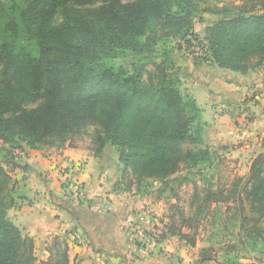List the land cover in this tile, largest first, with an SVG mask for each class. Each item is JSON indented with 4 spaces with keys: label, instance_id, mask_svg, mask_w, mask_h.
Masks as SVG:
<instances>
[{
    "label": "trees",
    "instance_id": "trees-1",
    "mask_svg": "<svg viewBox=\"0 0 264 264\" xmlns=\"http://www.w3.org/2000/svg\"><path fill=\"white\" fill-rule=\"evenodd\" d=\"M201 1L0 0V142L35 148L49 137L65 139L92 127L98 151L107 142L116 146L122 173L132 172L137 184L154 178L163 185L180 164L203 161L208 152L184 146L201 142V110L182 94L178 79L162 71L143 84L142 65L134 62L130 70L112 61L119 54L139 59L157 54L158 35L179 38L188 47L193 21L209 11ZM213 13L219 17L204 29L209 52L204 61L241 74L264 65V0ZM162 56L160 69H167L168 54ZM200 75L214 97L218 89L210 71ZM262 140L247 193L257 215H264ZM178 235L195 245L194 238ZM58 241L48 261L39 264H69L67 243L60 250ZM33 244L1 208L0 264H35ZM211 249L202 248L199 261L220 264L215 252L208 255Z\"/></svg>",
    "mask_w": 264,
    "mask_h": 264
},
{
    "label": "rangeland",
    "instance_id": "rangeland-1",
    "mask_svg": "<svg viewBox=\"0 0 264 264\" xmlns=\"http://www.w3.org/2000/svg\"><path fill=\"white\" fill-rule=\"evenodd\" d=\"M245 1H201L200 6L208 8L209 11L202 14V20L196 18L193 21L194 35L191 38L193 42L191 41L188 47L179 38L158 35L157 54L147 55L140 59L136 56L119 54L112 61L116 66H126L129 69L134 62L142 65L143 84L149 83L150 77L152 75L155 77L157 72H169L171 76L178 79L176 80L182 94L192 97L189 93L191 80L189 67L198 66L196 63L211 62L210 60L209 62L204 61L209 55L204 29L219 17L213 12ZM163 53L168 54V61L165 63L166 67L168 64L167 69L165 67L160 69L159 66L163 60ZM248 72V76L239 77L237 81L234 79L237 83L240 80L241 91H235V94L228 92L230 97L228 103H222L223 100L215 104L212 102L214 111L211 107V111L207 112L210 114L205 115H202V103L197 104L201 110V142L184 146L192 148L193 152L205 150L208 155L195 165L191 162L180 164L177 171L166 178L163 185L154 178L137 184V179L133 178L132 172L122 173L124 166L119 160L116 146L107 142L98 151L99 141L92 127L83 128L73 135H68L65 139L59 136L49 137L44 143L37 144L35 148L28 146L25 142L15 143L13 146L0 142V209L3 208L7 217L14 222V213L17 216L15 211H19L21 207L19 202L23 198L20 197L22 186L19 182L25 178L24 169L28 167L26 158L30 157L28 154L32 152L31 150L58 153L59 149L69 145L73 149L95 155L99 163L108 167L109 174L117 176L114 185L118 186L119 191L124 192L127 198L135 197L142 200L143 207L149 211L143 210L151 215L150 226L147 228L148 235L151 234V237L157 241L168 234L170 245L173 246L178 242V234L183 233L187 238H194L196 245L194 249L188 248L185 251L187 257L197 256V249L199 251L202 248H212L208 255L213 256L215 252L216 262L220 264L231 262L258 264L260 260L264 262V215L261 212L256 214L255 205L250 204L247 197L253 184L249 176L252 160L263 151L264 65ZM208 97L214 100L210 93ZM231 98L235 99L231 101ZM205 107L208 108L209 105ZM229 130H233L234 135L229 133ZM235 133L237 137L232 142ZM58 155L59 153L55 155V159ZM76 166L78 171L75 177L81 169L80 163ZM74 167L70 165L71 169ZM64 169L57 168V173L67 183L65 173L62 172ZM129 182H131L130 185ZM148 184L151 186L143 192ZM72 189L71 186L70 195L73 199L70 200L78 201L79 204L85 202L82 198L74 197ZM87 206L91 210V206L88 204ZM134 212L135 210L126 213L125 217ZM15 224L23 237L33 240L35 264L48 261L49 257L47 258V254L43 252L44 246L39 241L40 239L31 237L25 224ZM252 228H255V231H252ZM61 238H58L60 250L63 248L62 243L65 242L64 238ZM49 241L47 247L52 246V239ZM135 245L139 246L137 243ZM231 247L233 251H230ZM59 258L61 257L58 256ZM171 258L174 264L178 261L175 255H171ZM74 260V258L70 259L69 264H93ZM178 263L180 264L181 261ZM204 263L216 264L215 261L208 260H204ZM50 264L56 263L52 261Z\"/></svg>",
    "mask_w": 264,
    "mask_h": 264
},
{
    "label": "crops",
    "instance_id": "crops-1",
    "mask_svg": "<svg viewBox=\"0 0 264 264\" xmlns=\"http://www.w3.org/2000/svg\"><path fill=\"white\" fill-rule=\"evenodd\" d=\"M209 63H196L198 66L189 67V93L197 104L202 103V115L210 112L211 107L214 111L212 102L215 104L223 100L222 103H228V92L235 94V91H241L240 80L238 83L235 80L249 75V72L241 74L219 68L214 62ZM205 69L210 71L212 81L217 84L215 87L218 90L213 97L217 101L209 99V90L201 81L202 78L197 77L200 74L204 77ZM234 99L231 98V101ZM229 133L234 135L233 130H229ZM236 137L235 133L231 141L234 142ZM31 151L33 153L30 152V157L26 158L28 167L24 169L25 178L19 182L22 186L20 197H23L19 202L21 207L15 211L17 216L14 213L13 220L18 225L25 224L29 235L40 239L47 258L51 256L52 246H46L49 240L52 239L53 243V239L63 237L68 246L69 263L74 258L75 262L82 260L93 264H174L171 255H175L178 260L175 264H179V261L180 264H205L199 261L201 250L197 249V256H186L185 251L188 248L194 249L196 245L190 246L178 237V242L172 246L168 234L159 239V246L154 251L136 246L126 232L125 214L135 210L137 219L148 228L151 215L146 211L149 210L143 207L139 198H127L124 192L115 190L117 176L109 174L108 167L99 163L95 155L73 149L69 145L58 150L56 159L58 153L36 149ZM79 163L81 169L77 178L82 183L81 198L85 201L80 204L70 200L73 199L70 195L71 186L57 173V168H65L62 171L65 173L70 165L76 166ZM86 203L91 206V210Z\"/></svg>",
    "mask_w": 264,
    "mask_h": 264
},
{
    "label": "built area",
    "instance_id": "built-area-1",
    "mask_svg": "<svg viewBox=\"0 0 264 264\" xmlns=\"http://www.w3.org/2000/svg\"><path fill=\"white\" fill-rule=\"evenodd\" d=\"M77 166L73 169L70 167L65 172V179L68 181L69 185L73 187L72 194L74 197H82V183L78 180L75 175L77 174ZM124 226L127 234L134 243H137L140 247L148 248L150 251H153L155 248H158L159 241L154 237H151V234L148 235V230L143 223L137 219L135 214H127L124 219Z\"/></svg>",
    "mask_w": 264,
    "mask_h": 264
}]
</instances>
